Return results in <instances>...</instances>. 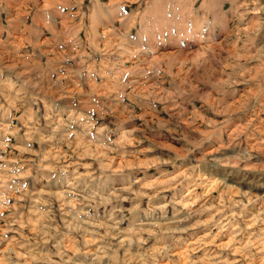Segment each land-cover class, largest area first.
Returning a JSON list of instances; mask_svg holds the SVG:
<instances>
[{"label":"rangeland","instance_id":"rangeland-1","mask_svg":"<svg viewBox=\"0 0 264 264\" xmlns=\"http://www.w3.org/2000/svg\"><path fill=\"white\" fill-rule=\"evenodd\" d=\"M1 1L0 264H264V0Z\"/></svg>","mask_w":264,"mask_h":264},{"label":"crops","instance_id":"crops-1","mask_svg":"<svg viewBox=\"0 0 264 264\" xmlns=\"http://www.w3.org/2000/svg\"><path fill=\"white\" fill-rule=\"evenodd\" d=\"M2 3H4V1L0 2L1 5H2ZM47 33H48V31L46 30L45 27H39V25L36 26L35 23H33L31 25V28L20 26L19 28L14 27V28L3 29L0 26V35H3V36L6 35L7 38H8V36H15L16 35V39H17L16 41L17 42H22L20 39V36H22V37L25 36V38L27 40H29V39L33 40L34 55L38 54V56L34 57L36 60V67L38 69V70L36 69V72L33 69L34 75H35V73H44V72H48L49 73L48 75H50V74L52 75V72H53V70H52V72H49V68L54 65V64L52 65L53 60L50 61V58H47L46 60L43 59V58H45V56H47V54H44V53H47L50 50L49 48L44 49L47 46V42H48L47 37H46ZM18 39H20V41ZM10 40H11V38H10ZM1 44L2 43L0 42V46H2ZM10 44L15 46V43H10ZM20 56L24 57V54H21ZM10 66H13V65L10 64L7 67L9 68ZM6 71H8V70H6ZM4 73H5V71L1 70L0 71V77H2L4 75ZM8 75H7V73H6V75H4V79L7 81H8ZM16 75H19V73H16Z\"/></svg>","mask_w":264,"mask_h":264},{"label":"bare ground","instance_id":"bare-ground-1","mask_svg":"<svg viewBox=\"0 0 264 264\" xmlns=\"http://www.w3.org/2000/svg\"><path fill=\"white\" fill-rule=\"evenodd\" d=\"M58 126V125H57ZM64 129V128H63Z\"/></svg>","mask_w":264,"mask_h":264}]
</instances>
